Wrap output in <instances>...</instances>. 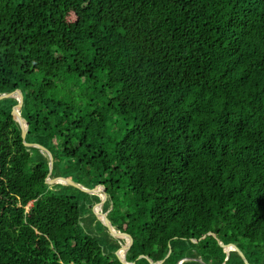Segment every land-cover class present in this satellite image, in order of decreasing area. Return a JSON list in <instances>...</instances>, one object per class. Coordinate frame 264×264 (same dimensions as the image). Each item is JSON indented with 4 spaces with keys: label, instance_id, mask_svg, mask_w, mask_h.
<instances>
[{
    "label": "trees",
    "instance_id": "obj_1",
    "mask_svg": "<svg viewBox=\"0 0 264 264\" xmlns=\"http://www.w3.org/2000/svg\"><path fill=\"white\" fill-rule=\"evenodd\" d=\"M17 91L25 141L107 194L128 262L264 264V0H0ZM17 106L0 101V264H123L99 196L47 183Z\"/></svg>",
    "mask_w": 264,
    "mask_h": 264
},
{
    "label": "water",
    "instance_id": "obj_2",
    "mask_svg": "<svg viewBox=\"0 0 264 264\" xmlns=\"http://www.w3.org/2000/svg\"><path fill=\"white\" fill-rule=\"evenodd\" d=\"M3 99H14L18 102V106H17V109L15 111L14 118H15V121L17 122V124L20 126L22 139L24 141L25 146L37 148L40 150V152L45 157H47L48 162H49V175H48V178L46 180L47 183H49L51 185H55V184L71 185V186L77 187L79 189H82L83 191H85L89 194L98 195L100 197V203H99L98 207L95 209V214H96L97 218L99 219V221H101V223L107 228L109 234L112 237L119 239L121 241V244L123 247H122L121 251L118 253L119 260L123 264H132L126 260L127 252L131 246V239L128 236L123 235L115 226L111 225L107 221L108 212L103 213V211H102V207L105 204L106 199H107V194L105 192H103V190H101L100 188L89 189V188H86L85 186L78 184V183L71 181V180H67L64 178H58V179L51 178L50 175H51L52 169H53V157H52L51 153L49 152V150L46 149L45 147L41 146V145L30 144V143H27L25 141L27 129H28V124L22 118V114H21L22 107H23V95H22V93L20 91H17V92H13V93L0 94V101ZM225 251H226V258H225L224 264L228 260L230 252L238 251V250L234 247H226ZM239 254L242 257L244 264H249V262L246 260L245 256L241 252H239ZM147 259L149 260L150 264H158L156 262H153L148 257H147ZM189 260L190 259H183L178 264H183V262H186ZM197 261L203 263V261L201 259H197ZM203 264H205V263H203Z\"/></svg>",
    "mask_w": 264,
    "mask_h": 264
},
{
    "label": "rangeland",
    "instance_id": "obj_3",
    "mask_svg": "<svg viewBox=\"0 0 264 264\" xmlns=\"http://www.w3.org/2000/svg\"><path fill=\"white\" fill-rule=\"evenodd\" d=\"M62 87V85H58V88L60 89ZM82 89H84L85 90V88H82ZM121 119V118H120ZM62 169H64V168H62ZM74 174H75V172H73V173H68L67 171H66V176L67 177H69V179H67V180H71V181H73L71 178H73V176H74ZM64 179H66V178H64ZM61 185H63V184H61ZM64 186H70V187H73V188H76V189H79V188H77V187H74V186H71V185H64ZM84 186V185H83ZM87 188V187H86ZM90 189V188H89ZM80 191H82V192H84V193H86V194H88L90 197H88V196H86V195H83V194H81V193H79V192H77V191H75L74 189H72V188H69L68 187V189L66 190V192H68V193H70V194H74V196L75 197H77V199L79 200V202H81L82 204H84L85 205V208L86 209H88L89 208V206H90V204L91 203H93V199H92V196H93V194H89V193H87V192H85V191H83L82 189H79ZM98 196V195H97ZM100 198V197H99ZM107 201V200H106ZM99 205V204H98ZM104 206V205H103ZM98 207V206H97ZM102 211H103V207H102ZM95 212V211H94ZM104 213V212H103ZM106 213V212H105ZM96 215V214H95ZM86 217H87V215H86ZM114 238V237H113Z\"/></svg>",
    "mask_w": 264,
    "mask_h": 264
}]
</instances>
